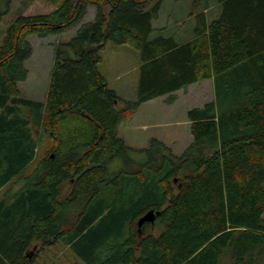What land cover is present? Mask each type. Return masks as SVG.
I'll use <instances>...</instances> for the list:
<instances>
[{"label": "trees", "instance_id": "trees-1", "mask_svg": "<svg viewBox=\"0 0 264 264\" xmlns=\"http://www.w3.org/2000/svg\"><path fill=\"white\" fill-rule=\"evenodd\" d=\"M11 0H0V16ZM162 0H62L18 15L0 41V264H34L62 240L82 264H264V0H216L191 14V40L156 35ZM94 16L84 20L88 8ZM77 26L54 48L44 100L20 95L28 34ZM139 51L135 99L98 70L105 44ZM212 79L214 98L186 112L180 153L141 148L119 124L151 99ZM49 143L37 156L35 136ZM15 185V189L11 186ZM158 212L140 227L147 211Z\"/></svg>", "mask_w": 264, "mask_h": 264}, {"label": "rangeland", "instance_id": "rangeland-1", "mask_svg": "<svg viewBox=\"0 0 264 264\" xmlns=\"http://www.w3.org/2000/svg\"><path fill=\"white\" fill-rule=\"evenodd\" d=\"M61 1L11 0L8 10L0 16V41L7 25L16 16L50 13L58 7ZM195 1L198 9H202L206 4L210 7L209 17L213 16L216 10L219 12L216 0H162L158 17L153 21L155 28L150 36L174 35L177 40L185 39L186 35L192 33V28L195 24L194 17L191 14L192 5ZM93 16L94 8L89 7L84 20H90ZM178 21L179 24H177ZM76 28L77 26H72L59 33L49 34L45 37H39L35 34L27 35L32 52L30 57L24 61V66L28 70L27 76L23 81L17 82V88L21 96L34 100H44L53 65L54 48L58 43L68 41L74 35ZM100 56L101 60L97 67L107 81L108 87L114 89L120 97L135 99L140 65L139 51L128 43L116 44L108 41ZM201 93L203 96L196 100L195 96ZM211 97V87L207 89L204 87H193L185 96H180L179 102L172 108L173 111L175 110L176 121H178L177 135H175L174 141L169 143L173 153L180 154L191 140L184 118L185 109L191 105L196 106L198 104L196 102H203ZM154 105L152 107L155 111L156 106ZM146 109L144 108L143 111ZM150 116V114L143 115L144 118H151ZM130 117L131 115L127 119ZM151 131L152 129L148 130V132ZM119 133L126 134L125 127L120 128ZM35 139L38 146L37 156L39 157L44 153L49 141L44 135L35 136ZM8 186L6 185L5 188L0 189V198ZM34 264H82V261L64 241L59 240L55 244L42 249L38 253Z\"/></svg>", "mask_w": 264, "mask_h": 264}, {"label": "crops", "instance_id": "crops-1", "mask_svg": "<svg viewBox=\"0 0 264 264\" xmlns=\"http://www.w3.org/2000/svg\"><path fill=\"white\" fill-rule=\"evenodd\" d=\"M209 11L210 7L208 6L207 9L204 10V12L207 15V20H211L214 16H216L218 11L216 10L214 15L209 17ZM179 24V21L177 22ZM155 28V27H154ZM160 28V27H158ZM194 28V26H193ZM193 28L192 33H189L186 35L185 39L177 40L175 36L173 35L174 40L178 43H184L192 39L193 37ZM193 87H204L205 89L211 87L212 89V97L208 98L207 100L203 102H196L198 103L193 104L196 106H188L185 109L184 118L185 122L189 129V120L186 117V112L193 108V107H201L204 103L213 100L214 94H213V81L212 79H204L197 82H194L190 85H188L185 89H180L173 94L176 96L175 100L171 103L167 101L166 95L160 96L155 99L148 100L144 103H142L138 109L131 115L129 119H126L122 121L118 126V133L120 128L125 127L126 134H120L121 137L125 140V142L133 147V148H141L144 147L148 140L152 137L157 138L161 141H163L165 144L169 146V143L171 141H174L175 135H177L178 130V121H176V115L175 110L173 111L172 108L176 103L179 102L180 96H185L186 93L190 91ZM119 95V94H118ZM120 96V95H119ZM200 96H203L202 93L195 96V99L198 100ZM125 98L124 96H121ZM126 99V98H125ZM193 103V102H191ZM155 104V105H154ZM156 106V110L154 111V108L152 106ZM144 108H147L145 111ZM153 108V109H152ZM152 110V111H151ZM150 114L151 118H144L143 115ZM124 122V123H123ZM149 129H152L151 132H148ZM190 132V130H189ZM190 139L192 140V137L190 135ZM189 141V143L191 142ZM2 188H5L2 187ZM0 188V189H2ZM15 185L13 186V189H15ZM4 193V191H3Z\"/></svg>", "mask_w": 264, "mask_h": 264}, {"label": "water", "instance_id": "water-1", "mask_svg": "<svg viewBox=\"0 0 264 264\" xmlns=\"http://www.w3.org/2000/svg\"><path fill=\"white\" fill-rule=\"evenodd\" d=\"M157 214L158 212H154L153 210H149L144 213L137 221L138 227H140L145 222L153 223L154 218Z\"/></svg>", "mask_w": 264, "mask_h": 264}]
</instances>
